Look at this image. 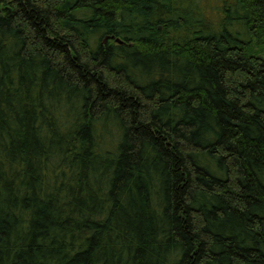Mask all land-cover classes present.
Here are the masks:
<instances>
[{
  "label": "trees",
  "instance_id": "obj_1",
  "mask_svg": "<svg viewBox=\"0 0 264 264\" xmlns=\"http://www.w3.org/2000/svg\"><path fill=\"white\" fill-rule=\"evenodd\" d=\"M0 264H264V0H0Z\"/></svg>",
  "mask_w": 264,
  "mask_h": 264
}]
</instances>
